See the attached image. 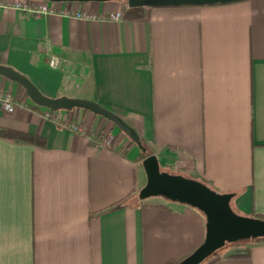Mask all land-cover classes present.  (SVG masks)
<instances>
[{"label": "crops", "instance_id": "crops-1", "mask_svg": "<svg viewBox=\"0 0 264 264\" xmlns=\"http://www.w3.org/2000/svg\"><path fill=\"white\" fill-rule=\"evenodd\" d=\"M111 1L47 4L53 13L34 18L15 5L37 1L0 0V64L47 97L99 104L135 130L160 168L233 194L235 213L264 218V0ZM0 91L14 104L8 113L0 103V130L38 139L0 136V264H177L204 242L197 210L139 199L143 159L128 138L102 147L45 119L16 83L0 77ZM55 116L115 127L90 112ZM243 250L247 257L228 258ZM204 264H264V240Z\"/></svg>", "mask_w": 264, "mask_h": 264}, {"label": "water", "instance_id": "water-1", "mask_svg": "<svg viewBox=\"0 0 264 264\" xmlns=\"http://www.w3.org/2000/svg\"><path fill=\"white\" fill-rule=\"evenodd\" d=\"M50 3L107 2L109 0H33ZM243 0H126L128 8L201 7L223 5ZM0 77L20 86L27 98L37 107L53 112L85 110L102 117L120 130L142 154H146L140 137L116 114L99 104L78 98H50L43 95L32 82L14 69L0 64ZM145 173V186L139 191V199L162 197L197 210L205 220L204 242L189 256L177 264H202L213 253L232 244L245 240L264 239V220L241 216L235 213L230 202L233 194L212 190L200 181L169 174L161 170L155 155L146 156L141 162Z\"/></svg>", "mask_w": 264, "mask_h": 264}, {"label": "built area", "instance_id": "built-area-1", "mask_svg": "<svg viewBox=\"0 0 264 264\" xmlns=\"http://www.w3.org/2000/svg\"><path fill=\"white\" fill-rule=\"evenodd\" d=\"M38 3L32 7L29 8L25 5L16 4L15 7L18 9L26 10L28 11L31 16L34 18H40L42 16H46L48 14L53 13V11L48 7L45 2L37 1ZM5 4L0 2V7H4ZM74 16L78 19L85 20V21H118L120 19V13L110 14L107 16V18H104L103 16H96L93 14H83V13H77L74 14ZM51 65H53V61L50 62ZM0 103L4 111L8 113H12L14 111V104L12 100V96L10 92H2L0 91ZM57 112L50 111L46 109L44 112L43 117L45 119H51L53 120L56 125L62 129L66 130L68 132H71L75 135H79L82 137H86L92 141H95L102 147L109 148L114 142V135H112L110 132H107L105 134L101 133V130L99 129H93L90 130V126L86 125L84 122L79 120H70L66 116L57 117L55 116Z\"/></svg>", "mask_w": 264, "mask_h": 264}, {"label": "rangeland", "instance_id": "rangeland-1", "mask_svg": "<svg viewBox=\"0 0 264 264\" xmlns=\"http://www.w3.org/2000/svg\"><path fill=\"white\" fill-rule=\"evenodd\" d=\"M114 0H112L111 2H113ZM45 4H53V3H50V2H45ZM57 112H62V111H57ZM100 119V118H99ZM80 120H83V118L81 117ZM104 120V119H103ZM84 121V120H83ZM100 120L94 122L95 124V127L96 128H100L103 124H100L99 122ZM85 122V121H84ZM91 122V121H90ZM89 122V123H90ZM110 123V122H109ZM109 127H101V131H104V132H110L112 135H114V142H117L119 139L122 138V135L119 133V130L116 128V127H113L111 125H108ZM111 126V128H110ZM166 168V169H165ZM165 168H161L162 171L164 172H167L169 174H174V175H180L182 177H185V178H188L186 175L182 174V173H174V172H171L169 170V168L165 167ZM145 205L146 204H150V203H160V204H164V205H168V206H178L177 204L179 203H176V202H171V201H168L162 197H152V198H148V199H145V200H141ZM204 218V217H203ZM264 239H256V240H245V241H239V242H236V243H232V244H226L223 248H221L220 250L216 251L215 253H213L209 258H207L203 264L213 258H216L220 255H223L225 253H229V252H232L234 250H237V249H240L241 247H245V246H248L249 244H251L252 242H255V241H262ZM185 259V258H184Z\"/></svg>", "mask_w": 264, "mask_h": 264}, {"label": "trees", "instance_id": "trees-1", "mask_svg": "<svg viewBox=\"0 0 264 264\" xmlns=\"http://www.w3.org/2000/svg\"><path fill=\"white\" fill-rule=\"evenodd\" d=\"M122 3H123V6L125 7L126 0H122ZM131 11L134 12V13H138L139 9H131ZM18 87L21 88L20 86H18ZM72 111L87 112L85 110H79V109H74ZM100 119H103V118L100 117ZM119 133L123 137L127 138L120 130H119ZM0 136L5 137V138H10V139H13V140H22V141H25V142H34V141L38 140L37 138H35L33 136H30V135H27V134L15 133V132L4 131V130H0ZM130 143L133 144L131 141H130ZM145 157H146L145 154H142V153L139 154V158L140 159H144ZM202 183L205 184L206 186H208L206 183H204V182H202ZM260 219L264 220V218H260ZM247 253H248L247 250L239 251V252H237L235 254H232V255L228 256V258H230V259H242V258L247 257V255H248Z\"/></svg>", "mask_w": 264, "mask_h": 264}]
</instances>
